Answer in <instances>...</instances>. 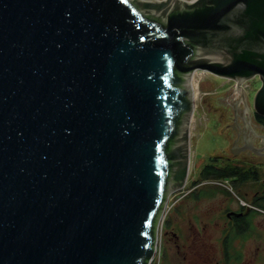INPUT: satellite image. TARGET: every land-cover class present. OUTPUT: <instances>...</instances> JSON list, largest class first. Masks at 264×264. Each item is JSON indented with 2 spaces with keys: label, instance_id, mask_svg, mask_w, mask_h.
I'll return each instance as SVG.
<instances>
[{
  "label": "water",
  "instance_id": "95a60500",
  "mask_svg": "<svg viewBox=\"0 0 264 264\" xmlns=\"http://www.w3.org/2000/svg\"><path fill=\"white\" fill-rule=\"evenodd\" d=\"M198 70L264 117V0H0V264H152Z\"/></svg>",
  "mask_w": 264,
  "mask_h": 264
},
{
  "label": "flooded vegetation",
  "instance_id": "af4514ba",
  "mask_svg": "<svg viewBox=\"0 0 264 264\" xmlns=\"http://www.w3.org/2000/svg\"><path fill=\"white\" fill-rule=\"evenodd\" d=\"M240 94L229 105L233 112L232 120L226 125L227 131L225 133L228 140L226 152L228 151L229 155L225 153L212 155V160L221 161L222 164H205L201 167L199 176H195L194 170L191 173L189 170L184 186V188H187L186 201H188V204L194 205V207L205 199L212 200L220 197L221 213L224 212L227 219L225 223L229 224L231 222V226L227 229V232H223L225 228L221 229L222 235H219V244L217 245L199 246L188 244L185 243L187 239L193 240L194 237L206 235L204 234V229L195 228L194 216L190 215L188 219L191 228L185 231L183 235L173 232L172 235L176 238V244L170 246L171 248L168 250L167 255L165 254L164 256L165 262L162 264H264V240L261 238L258 240V238L254 237V241L258 243L246 245V241L242 243L239 235L243 232H250V228L255 227V215H262L260 214L261 211L256 212L258 211L255 207L256 205L243 200L242 196L248 198L251 196L250 200L253 203L255 202V204L258 202L263 203L264 201V189L255 192L240 189L249 182L260 181V172L261 169H264V117L254 111L253 102L251 103L249 94ZM208 165L236 168L237 173L230 178L218 179L213 175H208V172L204 173ZM254 172H257V179L253 178ZM261 180L264 184V178ZM225 182L226 184H224ZM229 183L232 184V187H237L240 190V195L237 196L239 202H236L225 191ZM262 220H264V217ZM182 236L185 241L184 243H179ZM229 236H237L236 240L241 241V244L236 243L235 239H233L234 244H230V242L225 240ZM196 259L200 260L197 261Z\"/></svg>",
  "mask_w": 264,
  "mask_h": 264
},
{
  "label": "rangeland",
  "instance_id": "374dc122",
  "mask_svg": "<svg viewBox=\"0 0 264 264\" xmlns=\"http://www.w3.org/2000/svg\"><path fill=\"white\" fill-rule=\"evenodd\" d=\"M193 82L195 87V111L191 123L192 162L189 170L190 173L194 170L195 176H199V171L205 164H222L221 161L212 160L211 153L215 155L221 153L229 155V152H226L228 140L225 133L227 130L225 129L223 132H220L224 127L223 121L220 120L222 113L219 111L212 113L207 112L202 102L203 97L208 93L224 92L232 88L236 83L232 79L219 77L209 71L202 70L195 72ZM260 86L261 80L258 76L244 83V88L250 96L251 103L254 100L256 90H258ZM260 178H264V169H261ZM261 179L258 182H249L240 189L245 191L250 190L252 192L258 190L262 191L264 189V184ZM227 186L225 191L228 195L233 197L236 202H239L237 196L240 195V190L237 187H232L230 183ZM186 193L187 188H183L172 193L170 196L165 216L161 222L158 247L152 264H162L165 262V254L167 255L171 245L173 246L176 244V238L172 235L173 232L180 233V235L185 234V231L191 228L188 219L190 215L194 216L193 219L196 223L195 228L204 229V234L206 235L194 237L193 240L187 239L186 241L182 236L179 243H184L185 241V243L199 246H214L219 244V235H222L221 229L225 228L223 232H227V229L231 226V222L229 224L225 223L227 219L224 212L221 213L222 205L220 197L212 200L205 199L194 207V205H190L188 201H186ZM242 199L250 204L256 205L257 212H263H260V214H262L261 216L255 215V227L250 228V232L239 234L242 243L246 241L245 244L250 245L257 242L254 241V237L258 238V240H260V238L264 240V220H262L264 217V210H260L262 208H260L257 203L255 204V202L253 203L250 200L251 196L249 198L242 196ZM191 208L192 210L190 211ZM236 238L238 237L229 236L226 237L225 240L230 242V244H234L233 239H235L236 243L241 244V241L239 242ZM188 260L190 261V259ZM196 260L198 261L200 259Z\"/></svg>",
  "mask_w": 264,
  "mask_h": 264
},
{
  "label": "trees",
  "instance_id": "16d2710c",
  "mask_svg": "<svg viewBox=\"0 0 264 264\" xmlns=\"http://www.w3.org/2000/svg\"><path fill=\"white\" fill-rule=\"evenodd\" d=\"M236 170V168L231 167H214L208 165L207 168L204 170V173L208 172V175H213L215 178L218 179H226L235 176V174L237 173ZM253 178H258L257 172H254ZM257 205H259L260 208L264 209V201L263 203L258 202Z\"/></svg>",
  "mask_w": 264,
  "mask_h": 264
},
{
  "label": "bare ground",
  "instance_id": "6f19581e",
  "mask_svg": "<svg viewBox=\"0 0 264 264\" xmlns=\"http://www.w3.org/2000/svg\"><path fill=\"white\" fill-rule=\"evenodd\" d=\"M202 71H205V70H202ZM193 80H194V78H193ZM192 84H193V88H194V90H195L194 82H193V81H192ZM196 89H197V86H196Z\"/></svg>",
  "mask_w": 264,
  "mask_h": 264
},
{
  "label": "built area",
  "instance_id": "2783aa9c",
  "mask_svg": "<svg viewBox=\"0 0 264 264\" xmlns=\"http://www.w3.org/2000/svg\"><path fill=\"white\" fill-rule=\"evenodd\" d=\"M195 75V74H194ZM224 184H226V182L224 183ZM158 247V246H157ZM155 258V257H154ZM154 260V259H153ZM153 262V261H152Z\"/></svg>",
  "mask_w": 264,
  "mask_h": 264
}]
</instances>
